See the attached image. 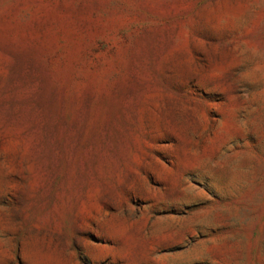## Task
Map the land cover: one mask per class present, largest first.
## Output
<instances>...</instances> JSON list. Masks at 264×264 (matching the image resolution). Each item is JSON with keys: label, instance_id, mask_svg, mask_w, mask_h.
Segmentation results:
<instances>
[{"label": "rangeland", "instance_id": "rangeland-1", "mask_svg": "<svg viewBox=\"0 0 264 264\" xmlns=\"http://www.w3.org/2000/svg\"><path fill=\"white\" fill-rule=\"evenodd\" d=\"M0 264H264V0H0Z\"/></svg>", "mask_w": 264, "mask_h": 264}]
</instances>
